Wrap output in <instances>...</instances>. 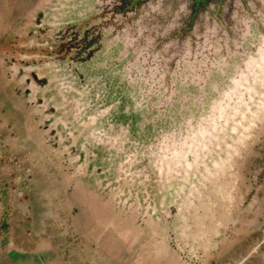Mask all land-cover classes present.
<instances>
[{
	"label": "rangeland",
	"instance_id": "374dc122",
	"mask_svg": "<svg viewBox=\"0 0 264 264\" xmlns=\"http://www.w3.org/2000/svg\"><path fill=\"white\" fill-rule=\"evenodd\" d=\"M252 3L177 37L129 1L0 0V196L21 200L28 229L56 227L63 261L264 262V0Z\"/></svg>",
	"mask_w": 264,
	"mask_h": 264
},
{
	"label": "crops",
	"instance_id": "0c3cea01",
	"mask_svg": "<svg viewBox=\"0 0 264 264\" xmlns=\"http://www.w3.org/2000/svg\"><path fill=\"white\" fill-rule=\"evenodd\" d=\"M20 201L15 196L11 201L0 196V264H43V259H48L45 264H75L74 260L70 263L63 261L68 253L60 255V251L53 250L51 242L53 235L56 234V227L49 230V233H44L43 226L39 224L33 230L28 229L26 223L28 210L25 207L17 208V205L23 206ZM53 225H56L55 221H52L51 226ZM46 240L49 241L45 248L43 245L38 246L39 242L41 244ZM227 254H212L211 257L215 259L213 263L231 264Z\"/></svg>",
	"mask_w": 264,
	"mask_h": 264
},
{
	"label": "water",
	"instance_id": "95a60500",
	"mask_svg": "<svg viewBox=\"0 0 264 264\" xmlns=\"http://www.w3.org/2000/svg\"><path fill=\"white\" fill-rule=\"evenodd\" d=\"M244 1V7L246 8L254 4L252 3L253 0ZM258 1L261 2V0ZM124 2L128 4V6H126L127 11H131L132 9H145V7L147 9L149 8L151 15L147 13V16L151 17L152 24L156 23V19L159 20V26H162L159 31L177 37L182 33L183 30H185L186 27H188L186 24L192 22V20L187 22L189 19L194 18V20H196L198 18L201 22H203V20L208 21L207 16L216 18V15H218L220 17V14L227 13L230 8L237 7L236 4H239V6L241 5L242 7L244 5L243 0H120V3ZM181 5L187 8L186 13L188 14L186 17V23L183 26H181L180 22L178 23L177 20L174 21L175 24H173L171 20V15L179 11ZM218 23L222 24L219 20ZM190 27L191 25L189 28ZM200 27L201 26H198L197 29ZM219 27L222 29L227 28L221 25ZM220 32L222 31L217 33ZM227 32L229 31L227 30Z\"/></svg>",
	"mask_w": 264,
	"mask_h": 264
}]
</instances>
